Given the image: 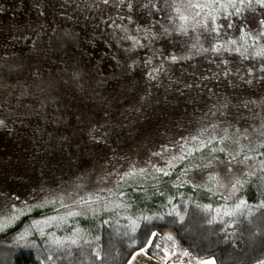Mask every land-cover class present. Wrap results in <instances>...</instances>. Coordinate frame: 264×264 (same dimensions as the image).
I'll use <instances>...</instances> for the list:
<instances>
[{"label":"trees","instance_id":"obj_1","mask_svg":"<svg viewBox=\"0 0 264 264\" xmlns=\"http://www.w3.org/2000/svg\"><path fill=\"white\" fill-rule=\"evenodd\" d=\"M72 2L0 1V20L7 19L13 28L0 36L3 75L0 120L4 121L0 125V146L4 152L12 148L9 145L12 140L40 143L47 146L50 154L55 148L62 149V145L74 147L79 143L78 132L82 125L91 127L87 129L91 144L95 140L92 132L111 136L117 141L125 134L122 126H140L142 119L132 117L134 111L146 110L148 116L154 114L165 119L188 111L212 110L215 111L213 118L219 120L211 124L218 123L220 127L228 126L233 119L239 120V112L249 111L248 117L243 119L252 120L251 132H247V139L244 135L238 137L239 146L240 142L244 143L242 148L250 156L249 163L264 162V148L260 147L264 138L256 133L257 127L264 123V113H253L255 101L245 96L246 88L252 90V94L255 84L264 83V59L254 56V48H249L248 59L223 51L217 54L190 50L193 38L197 32L203 33V29L190 30L187 37L173 31L180 23L175 18L174 8L185 11L181 0H176L175 5L172 0H152L155 7L150 5L149 8L144 7V0H130L131 11L127 8L129 0H125L124 5L112 0L106 7L103 3L93 9L86 7L87 13L78 7L73 9ZM252 18L248 13L233 17L234 27L220 39H238V27L246 24L245 31H251L255 37L249 38L248 43L255 44L256 48L264 46V37L256 36L257 18ZM226 22L223 13H219L217 24ZM124 27L128 28V34L141 37V43L146 46L133 48L131 41L121 39L125 35ZM137 27L158 34L167 27L171 35H160L150 42L143 39V32L135 31ZM201 42L205 47L210 46L203 37ZM99 44L114 47L111 55L114 63L110 66L91 61L89 47ZM172 55L190 58L173 62ZM247 78L251 80L250 87L246 86ZM27 83L33 85L29 97L14 90ZM205 116L208 118L212 114L207 112ZM234 125L237 126L238 121ZM103 141L100 138L97 143ZM52 142L55 144L51 145ZM84 148L90 149L89 146ZM209 151L211 148H206L203 154L210 156L211 162L219 161L213 157L226 158L225 153L211 154ZM16 155L21 156L18 160L23 165L26 156L21 155V151ZM40 155L31 153L33 166L44 162L38 158ZM188 167L186 162L180 163L167 176L162 174L123 189L126 191L123 199L132 206L129 210L131 218L137 220L135 230H130L127 221H111L108 213L80 215L70 221L71 225L65 231L78 225L85 238L58 252L46 251L37 245L19 247L11 264H127L137 251L147 248L154 233L163 232H172L190 254L200 258L214 257L217 264H264V172L249 176L238 195L244 198V205L258 206L257 212L249 215L241 209L242 212L235 210L228 216L220 212L221 206H235L238 199H221L206 184L193 187L184 177ZM6 170L18 172L21 169L16 166ZM21 173L26 174L24 170ZM40 194L44 201L38 202L37 197L35 203L28 209L25 207L21 215L0 230V243L22 232L31 222L60 213L61 200H50L47 189ZM169 196L175 198L171 204L166 200ZM24 197L27 198L25 194L9 196V201L1 205L5 210L11 207L12 211H17L13 204L26 206ZM79 204H82L81 199ZM90 238L98 245L94 246ZM34 241L43 246L45 239L34 238ZM147 253L153 254L150 246Z\"/></svg>","mask_w":264,"mask_h":264},{"label":"rangeland","instance_id":"obj_2","mask_svg":"<svg viewBox=\"0 0 264 264\" xmlns=\"http://www.w3.org/2000/svg\"><path fill=\"white\" fill-rule=\"evenodd\" d=\"M6 1L9 2V0ZM72 1L73 9H77L78 7L81 11L82 9L85 10L86 13L89 11L86 7L93 9L99 3H103L102 0ZM144 3H148V0H144ZM103 5L107 6L104 3ZM110 8L111 6L109 10ZM250 17L253 19L251 15ZM5 18L7 17L5 16ZM12 29V24L9 25L7 19L0 20V36L9 33ZM113 49L114 47L111 44L92 45L89 47L88 53L93 57L91 59L92 62L95 61L97 64L101 63L104 66H110L114 63L111 58L114 52ZM104 55H106V58H104ZM2 77V69H0V81ZM49 80L47 79V81ZM31 84L27 83L25 87H21V89L16 87L14 90H17V93H22L23 96L25 93L29 97L33 90V85ZM250 85L251 80L247 78L246 86L250 87ZM251 92L252 90L246 88V98L251 97L256 104L252 106V109H254L252 110L254 111L253 113H264V83L255 84L254 92L252 94ZM207 112H209V115L212 114V116L207 118L205 116ZM214 112L212 110H204L203 112L200 111V113L188 111L179 116L176 115L163 119L154 114L148 116L146 110L134 111L132 117H140L138 120L142 119L140 126L132 127L131 124L122 126L121 128L124 129L122 133L125 134L122 135L121 139L115 141L111 136L106 137L105 134L101 135V133L92 132V137L95 140L91 144L87 139L89 125H82L79 132L78 128L76 130L80 134V140H78L79 143L76 146L68 148L62 145V149L55 148L53 149L55 150L54 153L51 154L50 150H46L47 146L34 141L27 143L18 141L17 143L16 140V142L12 140L13 142L9 143V145L14 150L12 148L6 149L5 152L0 146V209L3 208L0 210V230L6 228L12 222L11 220L21 215L25 211L24 208L27 207L28 209L31 203H35L38 198V202L44 201L45 199L40 194L44 189L50 192L48 195L50 200H61L59 202L61 203L59 206L61 209L60 213L45 219L35 220L25 226L19 234L0 243V264H11L12 256L19 247L30 248L37 245V248L42 247L41 249L46 251L58 252L68 248L66 246L77 243L83 237L85 238L82 229L78 225H74V227L70 228V231H65V229L70 227L72 219L80 215L92 214L101 216L102 213H108L111 221H127L130 230H135L137 220L132 219L134 217L131 218L129 210H131L130 207L132 206H129L123 199L126 193L123 189L130 188L132 184L136 186L139 182L151 180L162 175L156 169L162 168L168 172L173 171L174 168H169L167 161L172 160L173 156L181 154V146L183 150L191 149L193 153L183 161L189 166L185 168L188 174L184 175L187 183L193 187L206 184V186L212 189L213 193L219 195L224 200L238 199L237 203L234 204L235 206H221L220 209H223L220 211L221 213L230 216L232 215V211L237 210V212H242L241 209H244L243 212L245 213L249 212V215L257 212L258 206L244 205V198L238 195L243 189L246 179L250 178L249 176L261 173L259 172L261 171L260 162L259 164L254 162L251 164L249 163L251 161L248 160L244 164L234 163L232 171L228 172L226 166L219 161L211 162L210 166L205 168V165L209 164L211 158L203 154V150L205 151L206 148L225 147L227 151L234 152L240 146L242 147L244 143L240 142V146L235 145L234 138L235 136L241 137L246 130L249 133L251 132L252 120L246 118L249 115V111L239 112V120L233 119L228 126L223 127H220L218 123L217 125L211 124L219 120V118H213ZM244 116H246L245 119H243ZM119 119L122 121L123 117L121 116ZM237 121L238 125L236 126L234 124ZM225 129H227V134L233 137V139H229L223 144L217 143L225 135ZM100 138L106 144L104 141L97 143ZM209 140H212V143L208 144L207 141ZM261 140L253 142L252 146ZM53 143L51 145L55 144ZM0 145L2 144L0 143ZM247 145L249 146V143ZM18 146H20L18 151H21V155L26 156V159H23V165L18 160L21 156L16 155L18 153L16 148ZM88 146L90 149L84 150V147ZM197 147L200 148L199 151L196 150ZM41 152H43L42 156L40 155ZM31 153L40 155L38 158L44 162L41 164L36 163V166H33L34 164L31 163L33 160ZM210 153L212 154L213 152L211 151ZM174 164L176 168L180 162L174 161ZM202 165L203 170H200ZM16 166L21 170L18 172L16 170L15 172L6 170V168L13 169ZM142 169L144 170L143 173H141ZM22 170L26 174L21 173ZM131 172H135L136 175L129 177L128 174ZM212 177L216 179H212ZM14 178L17 180L15 181ZM237 180L239 183H236ZM50 184H52V187ZM18 194H25L27 196V198L24 197L27 199L25 201L26 206L13 202V207L16 205L14 208L17 211H12L11 207H7L5 210V207L1 203L9 201L7 199L9 196L12 197ZM182 195L179 197L183 198ZM24 198L22 200H25ZM80 199L82 200V204H79ZM174 199V196H169L166 200L168 204H171ZM85 201L88 202L85 203ZM90 201H93V203ZM172 210L175 211L176 209ZM154 234L147 248H145L147 251L150 246L153 254H144L139 250L131 257L127 264H161V262L150 256L164 258L165 262H162V264H181V260L184 261V264H188L190 257L215 261L213 257L200 258L192 254H190L189 258L181 257L180 253L187 250L179 244L172 232ZM169 236L172 237V240L167 239ZM43 237L45 239L43 246H40L41 242L34 241V238L41 239ZM90 239L94 241L91 242L94 246L98 245L97 241L92 238ZM174 247L176 251L175 256L172 255ZM192 264H195V260L192 261Z\"/></svg>","mask_w":264,"mask_h":264},{"label":"snow or ice","instance_id":"obj_3","mask_svg":"<svg viewBox=\"0 0 264 264\" xmlns=\"http://www.w3.org/2000/svg\"><path fill=\"white\" fill-rule=\"evenodd\" d=\"M104 4H110L112 0H102ZM167 2V0H166ZM120 5L125 4V0H118ZM185 11H181L180 7H175L174 11L176 12L180 23L175 25L173 31L177 32L178 34H182L184 36H188L189 31L197 32V29H203V33L197 32V35L193 38L194 42L190 45L191 49H196L202 53L214 52V53H221L228 52V53H235L238 54L243 59L249 58V48H254V56L256 58L264 59V46L256 48L255 44H249V38L253 37V33L251 31H245V25H241L238 27V32L240 33L238 39H227L226 41H222L220 38L222 35H227V30L232 29L234 27V22L232 20L233 17L239 18L244 13H248L249 15L257 18V23L259 25V29L256 31V36L264 37V0H181ZM172 4H176V0H172ZM155 7L152 0H148V3L144 4L145 8H149V6ZM127 8L129 11L132 10V3H127ZM231 9V11H229ZM195 10V11H192ZM223 13V19L227 21L226 23L217 24L218 14ZM188 13V14H186ZM201 13H204L201 16ZM209 21L211 23H209ZM245 21H247V17H245ZM129 22H131V17H129ZM115 23V21H113ZM119 27V26H117ZM221 29L224 32H221ZM128 28L124 27L123 32L125 33L124 36L120 37L121 39H126L132 42L133 48L135 47H145L146 45L141 43V37L133 36L128 34ZM136 32H143V39L155 40L158 39L160 35H171V31L169 28L165 27L163 29V33H155L151 32L150 29H141L137 27L135 29ZM201 37L209 41L210 46L205 47L204 44L201 42ZM258 43V41H257ZM190 57H178L176 55L170 56L171 61L176 62L180 59H186ZM150 63V60L148 61ZM226 63V61H225ZM161 70V69H157ZM4 121L0 120V125H3ZM225 135L220 138L217 143L223 144L225 141L229 139H233L227 134V129L224 130ZM256 133L259 137L264 138V123L257 127ZM244 138L247 139V130L244 133ZM208 144L212 143V140L207 141ZM234 143L239 145V138H234ZM261 148H264V143L260 144ZM197 151L200 150L199 147L196 149ZM212 152H220L225 153L226 158L220 159L219 157H213L214 160H219L221 164L226 166V170L228 172L232 171V165L236 164H244L246 161L250 159V156L245 152L244 148L240 147L238 150L234 152H228L225 147L219 148H212ZM192 150H183L181 146V154L178 156H173L172 160L167 161L169 168H174L175 164L174 161H178L183 163V161L191 156ZM243 154V155H242ZM242 156V158H241ZM211 161L209 164H206L205 167L210 166ZM264 172V162H261V169ZM143 169L141 173H143ZM157 172H161L163 175H169V172L165 169H156ZM187 172V169H185ZM136 175L135 172H131L128 174L129 177ZM212 179H216L212 177ZM236 183H239L237 180ZM88 201H85L87 203ZM155 235V234H153ZM168 240H172V237H167ZM144 254H147L145 249L141 250ZM139 254V253H138ZM173 256L176 255L175 247L173 248ZM181 257L189 258L190 253L187 251H182L180 253ZM171 258V257H170ZM195 260V264H215L214 260H207V259H198L196 257H190L188 264H192V261ZM181 264H184V261L181 260Z\"/></svg>","mask_w":264,"mask_h":264},{"label":"crops","instance_id":"obj_4","mask_svg":"<svg viewBox=\"0 0 264 264\" xmlns=\"http://www.w3.org/2000/svg\"><path fill=\"white\" fill-rule=\"evenodd\" d=\"M135 255V254H134ZM148 256H150V255H148ZM151 258H153V259H155V260H157L158 262H161V264H162V262H165V259L164 258H154V257H152V256H150ZM214 258V257H213ZM215 259V258H214ZM215 262H216V259H215ZM216 264H217V262H216Z\"/></svg>","mask_w":264,"mask_h":264}]
</instances>
